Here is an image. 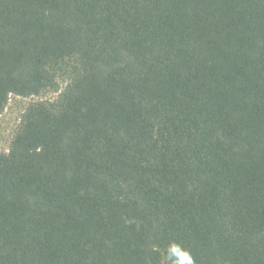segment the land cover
<instances>
[{
    "label": "trees",
    "instance_id": "1",
    "mask_svg": "<svg viewBox=\"0 0 264 264\" xmlns=\"http://www.w3.org/2000/svg\"><path fill=\"white\" fill-rule=\"evenodd\" d=\"M50 93L0 264H264V0H0V116Z\"/></svg>",
    "mask_w": 264,
    "mask_h": 264
},
{
    "label": "rangeland",
    "instance_id": "2",
    "mask_svg": "<svg viewBox=\"0 0 264 264\" xmlns=\"http://www.w3.org/2000/svg\"><path fill=\"white\" fill-rule=\"evenodd\" d=\"M58 94L50 93L40 97L24 98L12 95L0 116V151L8 152L11 141L20 127L23 114L28 107L37 101H53Z\"/></svg>",
    "mask_w": 264,
    "mask_h": 264
},
{
    "label": "clouds",
    "instance_id": "3",
    "mask_svg": "<svg viewBox=\"0 0 264 264\" xmlns=\"http://www.w3.org/2000/svg\"><path fill=\"white\" fill-rule=\"evenodd\" d=\"M177 248H178V246L173 245L169 251L170 252L175 251V250H177ZM179 252L181 253V260H180L179 264H193V260L190 256V254L183 251L182 249H179Z\"/></svg>",
    "mask_w": 264,
    "mask_h": 264
}]
</instances>
